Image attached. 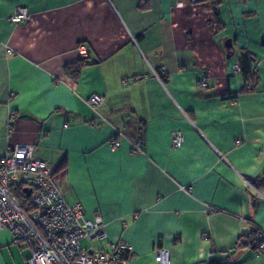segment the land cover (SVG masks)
Here are the masks:
<instances>
[{
    "label": "crops",
    "instance_id": "crops-1",
    "mask_svg": "<svg viewBox=\"0 0 264 264\" xmlns=\"http://www.w3.org/2000/svg\"><path fill=\"white\" fill-rule=\"evenodd\" d=\"M137 4L0 0V156L33 145L65 202L100 215L86 246L126 241L127 264H157L156 248L169 264H264L247 246L264 229V0H221L220 29L210 0ZM17 7L27 21H10Z\"/></svg>",
    "mask_w": 264,
    "mask_h": 264
},
{
    "label": "built area",
    "instance_id": "built-area-1",
    "mask_svg": "<svg viewBox=\"0 0 264 264\" xmlns=\"http://www.w3.org/2000/svg\"><path fill=\"white\" fill-rule=\"evenodd\" d=\"M29 17L25 7H17L9 19L20 23ZM78 50L81 56L86 55L83 45ZM199 84L206 86L207 82L201 78ZM86 102L94 107L103 102V96L92 94ZM182 141V134L174 131L172 145L179 147ZM109 145L115 148L119 141L111 139ZM141 146L139 140L131 142V153H141ZM53 171V166L33 156L30 144H16L0 156V231L9 233L21 254L27 250L24 264H127L124 255L132 248L126 241H109L105 249L81 244L83 239L103 238L102 219L98 213L87 217L79 203L67 204L53 181ZM24 188L30 189L28 194ZM206 209L213 212L212 207ZM243 245L242 239L235 243L237 248ZM247 246L264 251V229H255ZM153 253L157 264H169L166 249L156 248Z\"/></svg>",
    "mask_w": 264,
    "mask_h": 264
},
{
    "label": "trees",
    "instance_id": "trees-1",
    "mask_svg": "<svg viewBox=\"0 0 264 264\" xmlns=\"http://www.w3.org/2000/svg\"><path fill=\"white\" fill-rule=\"evenodd\" d=\"M221 0H210L212 10H213V15L215 22L217 23V27L220 29L221 24H220V19H219V13H218V6L220 4ZM137 8L140 11H145L149 8V0H138ZM252 56L248 55L245 51L240 52V57H239V63L241 66L239 67V70H241L243 77L245 80H255L256 78V70L252 65ZM83 63V62H82ZM79 63V64H82ZM16 196L21 200L22 196L20 193H17ZM127 253L124 255V258H126ZM209 264H219L217 261H210Z\"/></svg>",
    "mask_w": 264,
    "mask_h": 264
},
{
    "label": "rangeland",
    "instance_id": "rangeland-1",
    "mask_svg": "<svg viewBox=\"0 0 264 264\" xmlns=\"http://www.w3.org/2000/svg\"><path fill=\"white\" fill-rule=\"evenodd\" d=\"M6 234L7 238L8 233ZM80 242L83 246H86L88 244V241L85 239L81 240ZM92 242L94 241L92 240ZM23 256H28L27 250L24 249L22 255L20 253L19 247L15 243H9L8 245L0 246V264H24Z\"/></svg>",
    "mask_w": 264,
    "mask_h": 264
},
{
    "label": "water",
    "instance_id": "water-1",
    "mask_svg": "<svg viewBox=\"0 0 264 264\" xmlns=\"http://www.w3.org/2000/svg\"><path fill=\"white\" fill-rule=\"evenodd\" d=\"M224 46L226 47V49H229V48H230V46H231V40H230L229 38L225 40V42H224ZM23 191H24L26 194H28L29 191H30V189H29V188H24Z\"/></svg>",
    "mask_w": 264,
    "mask_h": 264
}]
</instances>
